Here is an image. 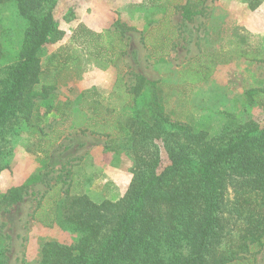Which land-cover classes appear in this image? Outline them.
<instances>
[{"label": "rangeland", "instance_id": "374dc122", "mask_svg": "<svg viewBox=\"0 0 264 264\" xmlns=\"http://www.w3.org/2000/svg\"><path fill=\"white\" fill-rule=\"evenodd\" d=\"M94 1L106 13L100 20L93 18L96 26L101 23L102 31L123 28L117 26L118 21L131 27L125 33L127 53L115 65L89 54L82 39L74 37L84 24L80 22L84 14L91 15ZM188 1L192 12H200L190 20L183 17ZM54 14L61 36L44 46L39 57L42 69L59 66L58 87L49 99L36 100L43 120L40 126L28 129L18 120L13 125L18 132L0 141L4 166L0 200L12 187L41 177L23 202L0 206V258L6 264H41L47 242L75 245L82 236L57 225L46 228L35 219L39 201L59 175L70 183L71 195L84 193L98 203L118 201L126 194L133 177V157L127 151L125 134L113 131L111 135L109 126L131 110L119 100L123 91L115 92L119 78L127 88L136 84L138 75L166 85L162 93L168 99L165 105L170 118L191 123L212 137L228 132L235 139L233 130L240 123L253 121L264 126V108L246 96L250 89L264 88V62L243 57L257 48L264 53V0H175L173 4L169 0H59ZM166 20L168 23L161 24ZM27 27L28 21L14 1L0 4L3 80L20 61ZM147 32L145 44L142 38ZM212 68L205 78L204 73ZM86 90L96 91L102 99L104 119L82 108L81 95ZM148 96L146 91L136 98L135 107L147 106ZM114 107L115 113L107 112ZM105 118L111 120L107 123ZM93 129L110 134H94ZM160 146L164 167L168 156ZM1 150L9 151L5 156ZM110 162L116 168H109ZM227 190L232 201L233 186L228 184ZM254 263L264 264V248L255 255Z\"/></svg>", "mask_w": 264, "mask_h": 264}, {"label": "trees", "instance_id": "16d2710c", "mask_svg": "<svg viewBox=\"0 0 264 264\" xmlns=\"http://www.w3.org/2000/svg\"><path fill=\"white\" fill-rule=\"evenodd\" d=\"M6 1L17 4L28 27L19 63L5 80L0 77V141L18 132L13 126L18 120L28 129L41 125L36 100L50 98L60 74L59 66L42 69L39 57L44 46L61 36L54 14L59 0H0V4ZM189 4L183 6L187 20L200 14L192 12ZM123 24L118 21L123 28L102 32L80 24L74 37L82 39L89 54L115 65L128 48L125 33L131 27ZM148 33L142 38L145 44ZM243 57L264 62L259 48ZM213 68L204 73L205 78ZM164 86L138 75L136 84L127 88L119 78L115 92L123 91L119 100L131 110L109 126L111 135L113 131L125 134L133 157L128 190L118 201L98 203L84 193L71 195L70 183L59 175L39 201L35 219L46 228L57 225L82 236L75 245L47 242L41 264H255V255L264 248V126L240 123L233 130L235 139L228 132L212 137L191 123L170 118ZM146 91L147 106L135 107L136 98ZM81 96L82 108L104 119L96 91L86 90ZM246 96L264 108V88L250 89ZM115 111L116 107L107 108L108 113ZM92 133L110 134L96 129ZM160 145L168 156L164 167ZM7 151L2 154L6 156ZM3 168L0 163V172ZM40 180L35 176L12 187L0 206L23 202L29 188ZM228 184L234 188L232 201ZM0 264L6 263L0 258Z\"/></svg>", "mask_w": 264, "mask_h": 264}, {"label": "crops", "instance_id": "0c3cea01", "mask_svg": "<svg viewBox=\"0 0 264 264\" xmlns=\"http://www.w3.org/2000/svg\"><path fill=\"white\" fill-rule=\"evenodd\" d=\"M91 8L93 9L91 11V15H88V13L85 12L86 14H84V16L80 22L84 23L85 25H87V27H89L90 29H92L94 31L101 32L104 28H102L100 26L101 23L96 26V23L94 22L95 20L93 21V18H96V19L99 18V20H100V17H102V16L104 17L106 15V13L102 12L101 6L99 4L97 5L95 3V1L93 3H91ZM86 11H88V10H86ZM94 25H95V27H94ZM113 164H116V163L110 162L109 168H112V167L116 168L115 165H113Z\"/></svg>", "mask_w": 264, "mask_h": 264}]
</instances>
